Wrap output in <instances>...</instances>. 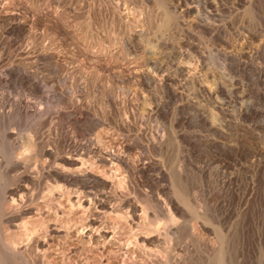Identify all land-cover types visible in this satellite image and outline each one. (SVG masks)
I'll return each mask as SVG.
<instances>
[{
  "label": "rangeland",
  "instance_id": "rangeland-1",
  "mask_svg": "<svg viewBox=\"0 0 264 264\" xmlns=\"http://www.w3.org/2000/svg\"><path fill=\"white\" fill-rule=\"evenodd\" d=\"M252 3L254 6L243 4L240 0H0V63L3 64L0 68L8 65L7 61L10 64L15 61L13 64L19 65L18 67L22 65L21 69L27 68L29 73L33 70L31 74L39 76L43 85L46 83L45 89H42L44 92H37L19 82L0 83L1 95L28 98L36 106L40 102L37 107L42 108L40 117L31 120L19 116L7 126H14L15 130L18 127L17 132L20 133L21 141H26H23L25 144L31 143L28 137L31 134H28L32 133V125L34 130H38H32L33 132L38 133L42 128L40 132L43 130L44 135L40 132L38 135H42V140L45 137V144H50V147L54 145V150L59 148L57 152L62 150L64 140H67L64 134L67 132L68 137L71 135L70 141L75 142L76 147L84 153L86 151L88 158L91 155L90 149L106 148L126 156L130 166L140 161L139 153L136 148L125 151L124 145L136 140L146 144L157 131H165L166 136L171 138L172 132L169 130L173 131L176 127L177 133L195 135L196 139L212 138L213 135L207 132L205 124L194 120L197 110L185 105L192 96L195 84L188 81V76H196L198 80L201 78L207 85L224 80L226 84L235 86L234 91L238 90L242 73L234 65L235 59L224 58L223 38L232 43L230 49H236L239 32L255 29L264 35V0H252ZM188 6L192 8L187 10ZM163 9L169 14V21L168 26L160 31L157 25L161 18L163 20ZM7 22L23 26L21 32L17 36L4 33L5 26L9 25ZM225 22L229 24L227 29L224 28ZM203 24L209 27L206 29ZM262 53L264 56V48ZM257 62L260 63L259 60ZM145 74L149 76L145 77ZM164 75L172 78L169 88L175 89V97H169L170 92L164 86ZM61 80L66 82L63 84ZM250 83V87H258L253 82ZM47 92L49 93L46 94ZM43 93L49 96V101L40 97L39 94L43 96ZM235 93L227 97L221 106L228 108L231 116L237 120L236 127L241 131L237 143L240 149L252 150V166L249 165V155L245 156L239 149L222 152L219 145H208L206 142L196 144L195 151L187 152L182 146L184 142L179 146L182 148H179L172 139L171 142L169 139L171 145H168V150L166 148L160 152L162 155L150 147V151L145 149L142 157L151 167L163 164L174 175L176 173L175 176L180 173L179 178H176L184 185L185 190L189 189V196L191 193L192 198H197L195 201L190 197L194 204L198 202L196 205L202 206L201 209L206 210L212 219L224 221L226 231L229 228L226 232L227 264H264V98H250L248 102L258 109V113L243 117L239 114L241 106ZM61 94H65L63 96L68 99L63 101L57 98ZM203 97V93L196 95L201 104L218 115L219 107ZM183 104L185 107L180 108ZM150 107L156 108L158 112L155 113V109L153 111ZM74 109L84 110L81 118L79 117L82 125L71 120L70 124L67 118L63 119L65 117L62 112ZM145 109H148V113ZM221 119V123L226 125L224 118L223 121ZM38 124L41 126L39 129ZM219 157L230 164L225 168L226 171L222 172L214 165V159ZM180 162L178 166L177 163ZM171 166H176L183 172H179L176 167L172 169ZM62 169L67 171L65 167ZM88 170L110 183L111 191L118 190V180L124 174L121 169L115 170L112 163L101 167L94 163L89 165ZM129 173L132 178L128 175V185L120 192L130 197H141L142 193L135 187L133 176ZM151 173L153 174L152 170L148 171V176L143 175L141 180L150 184ZM47 199L52 205L57 203L50 193L44 198ZM59 202L60 213H49L43 220L60 226V233L44 239L45 246L42 254L40 253V260L44 254L42 260L47 264H80L86 258L91 264H143L140 258L144 256L146 264H153V252L146 250L148 255L152 252L151 260L140 249L144 247L135 237L137 230L131 229L129 223L112 211L94 212L92 209L95 215L103 216V225L107 231H112L113 228L115 230L102 242L93 237L99 234L100 227L97 226L102 224L97 223L92 228L85 227L83 231L91 232L92 235L89 243L85 234H81L84 212L79 208H71L63 197ZM29 220L30 223L41 222L36 214ZM197 230L202 234L198 232L199 235L206 237L201 229ZM210 236L212 235L206 240L203 238L205 243L190 249L185 264L208 262L210 253L218 244ZM39 238L43 240L42 237Z\"/></svg>",
  "mask_w": 264,
  "mask_h": 264
},
{
  "label": "bare ground",
  "instance_id": "bare-ground-1",
  "mask_svg": "<svg viewBox=\"0 0 264 264\" xmlns=\"http://www.w3.org/2000/svg\"><path fill=\"white\" fill-rule=\"evenodd\" d=\"M240 1L243 2V4L245 3L249 6L251 4L253 5L252 0H240ZM186 8L187 10H190L192 7L188 6ZM164 10L165 9H163V11ZM162 13H164V15ZM162 13L161 14L163 15V20L161 18L160 19L161 22L157 25V28H159V30L160 29L163 30L165 27H167L169 21L168 12L164 11ZM8 24H9L8 26L2 24L5 26V28L3 27L4 28L3 31L4 33L6 32L11 35L18 34L19 32H21L23 27V26L21 27L20 24L15 22ZM228 25L229 24L226 23L224 25V28L227 29ZM203 27L207 29L209 26L203 24ZM258 29L260 30L259 27ZM0 33H2V31H0ZM138 34L136 35L137 38L139 36ZM263 36L264 35L262 33H260L259 31H255V29L250 31L248 30L245 32L241 31L238 33L237 39L239 42L237 41L238 45L236 49H230L232 43H230L227 38H223L224 58L226 60L235 59L234 65L237 67V69L241 71L240 73H242L241 79L240 77H239L240 80L238 79L239 88L237 91H234L235 86L226 84L223 79H222L223 81L217 80L216 82H214V85L211 84L207 85L205 84L204 81L200 80L201 78L198 80L196 76L195 77H193V75L188 76V81L190 82L192 81V83L194 82L195 84L193 83L194 88L192 91V96L188 101H186L185 105L187 104V106H189L190 108H194L195 110H197V114L194 113L195 114V116L193 117L194 120L205 124L207 132L212 134L213 137L206 140L203 138L196 139L197 137H194L195 135L194 136L185 135L182 134V132L177 133L175 127L174 128L175 131L169 130L170 132H172V135L170 136L171 138H168L169 136L168 135H167L168 137L166 136L167 132L165 133V131L163 132L160 131L161 133H159V131L156 130L157 133L155 132L154 134L155 136L154 137L152 136L153 137V138L151 137L152 140L150 142H147L146 144H143V142L141 143L136 140L133 142L126 143L124 145L125 151H129L130 149L132 150V148H136L138 150L139 153L138 156L140 157V159L138 160L140 161L134 164V166H130L126 156L120 153L119 154H117L116 152L114 153V151L112 152L111 150L108 151L106 148H104V150L101 149L98 150L95 148L96 150L93 151H91L90 149L89 154L91 155L90 158H88L86 156L88 155L86 151H85L86 153L85 155L83 151H81L78 147H76V145L74 144L75 142L70 141L71 135L70 137H68L69 133L67 134L66 131L65 132L68 136L64 134L65 132L62 133V135L64 134V138L67 140H64L65 144H63L62 146L60 145L62 147L61 148L62 150L60 152H57L59 148H57L58 150L53 149L54 145L53 146L51 145L53 147L52 148L50 147V144L48 145L44 143L45 137L42 140V138L40 137L42 135H38L42 128H40L38 133L32 131L34 130L33 129L34 125H32L33 128H30L31 129L30 132L32 133L28 134V135L31 134L30 136H28L30 137L31 143L25 144L23 142L25 140L21 141L20 133L17 132L18 127L16 126L17 130H15L13 128L14 127L13 125H12L13 127H11L13 129L9 128V126L7 125L14 123L15 119L18 118L19 116H24L31 120L40 117L42 108L37 107L39 106L38 104L40 102L36 106L35 103L33 104L30 103L28 98H20L17 96L5 97L0 94V125H3V128L2 127L0 128V130H2V133L0 134V264H47L48 263L45 260H42L43 259L42 256H44V254L41 256V260H40V253L43 251L45 246L44 239H48V237H50L51 235L60 233L59 230L60 226L58 227L57 225L49 224L48 220H43V219L44 216L49 215V213L50 214L60 213L59 208H61L60 207L61 202H59V199L62 197L69 204L71 208H79L84 212L85 216L82 220L83 228L81 229V234L82 235L85 234V236L88 239L87 241H89V243H91L90 241L92 235L91 232L83 231L85 227L89 226L92 228L97 223H100V225L102 224L101 226H97L100 227L99 234L93 236L94 238H96L97 240H101L102 242H105L108 239V235L114 233L115 230L113 228L112 231H107L105 226L103 225V216L98 214L95 215V213H92V209L94 212L112 211L113 213L116 214L117 217L124 219L127 223H129L131 229L137 230V232H135V237L138 239L140 243H142L143 245L142 247L146 248L145 251L144 248H140V249H143L141 250L143 251L142 253L146 256H149L148 258L152 256L150 254H152L153 252V256H154L153 258L155 259L153 260V264H185L190 249L192 250L194 247L201 244L203 241L206 240V238L209 235H212L217 240L218 244L215 248H213V251L210 253L208 257V262H206V264H227L229 258L227 256L228 249L226 246V238H227L226 232H228L229 228L226 231V224L224 223V221L220 220L219 218H218L219 220L212 219L208 215L206 210L201 209L202 206L199 207L196 205L198 202L197 203L195 202L194 204V201L192 200L194 198L191 197L192 194L190 193L189 196V193L187 191L189 189L185 190L184 185L178 180L180 175L179 172L181 171L178 169V167L174 166L179 170V172L177 171V173H179L178 176H175L177 175L176 173L174 175L173 174L174 172L172 173V171L165 168L163 164H161L160 166L151 167L150 165H148L149 163L144 160L143 158L144 156L142 157V153H144L150 147L151 149L155 150L157 153H160L162 152V150L166 149L168 145H171L170 143L171 139L174 143L178 145V146L176 145L177 147L181 146V144H183L182 142H184L185 146L184 145L182 146L185 147L187 152L195 151L197 147L196 144L200 145L207 142L208 145L209 144L219 145V147L222 149V152H227L229 150L232 151L235 148H236L235 150L239 149L240 153L244 155L246 154L247 156L249 155L248 156L250 157V159L248 160L250 161L249 165L252 166L253 156H254L252 150L240 149L237 143V139L239 138V136H241L240 129L236 127L237 120L234 119L235 118L234 116H231V113H229V111L227 110L228 108L226 109L225 107H222L221 104L227 97H229L234 92H236L235 98L237 99V101L240 103L241 106L239 114L243 117L257 115L258 109L256 110L255 109L256 107L254 108L253 105H251V103L248 102V100L252 97L256 99L264 98V56L262 53L264 48ZM43 54L45 55L46 53ZM36 56L38 57L37 54ZM36 56L34 57L36 58ZM257 60H259L260 63L257 62ZM9 62L7 61L8 65H5L2 68H0V83L19 82L37 92H44L42 89L44 88V85L46 83L44 82L45 84L43 85L42 80L38 79L39 76L36 77L37 75L35 76L34 74H31L33 70L29 73V71H27L28 69L26 68L27 66L25 67L26 69H23L24 67H22L21 69L22 65L18 67L19 65L17 66V64H13L15 61H13V63L11 64ZM228 65L230 66L231 63L229 62ZM147 74H145V77L149 76ZM163 80H164V86L170 92L169 97H175L176 96L175 89L169 88V84L172 81V78H170L167 75H164ZM65 82L66 81H64V83ZM250 82H253L258 87L256 88L250 87L251 85ZM61 83H63L62 80ZM46 91L49 90L46 89ZM48 93L49 92H47L46 94ZM198 93H203L207 101L209 100L210 102H213L214 105L219 107L218 115H216L217 113L215 114L212 110L208 109L203 104H201V102H199L200 99L199 100L196 99V95ZM41 94L39 95L40 97H43V99L49 98L48 95H45L43 93L44 95L41 96ZM63 95L65 94H61L57 98L63 101L68 99L66 98V96L64 97ZM40 99L43 100L42 98ZM44 103L47 102L44 101ZM155 106L157 107L158 105ZM182 106H184V104L181 105L180 108H182ZM151 109H153V111L155 109V113L158 112L156 108H151ZM147 110L145 112H147ZM66 111L64 113L63 112L61 113L63 117H65L63 119L67 118L66 120H69L68 122H70L71 120L77 125L83 124L82 121H80L81 118L80 115H82V112L84 110L81 111L80 109H74L71 112L69 111L66 112ZM177 112L179 111L177 110ZM155 113L154 115H156ZM149 114H151V112ZM174 114H176V112ZM86 116H88V114ZM91 116H93V114ZM221 118L222 119L224 118V120L226 121V125H224L223 122L221 123L220 121ZM36 120H34V122ZM86 120L88 121V119ZM83 121L85 120L83 119ZM30 122L32 123V121ZM93 122L94 121H92V124ZM96 125H97L96 127H98V124ZM171 125L172 124L170 123V127ZM39 127L41 126H39L38 124V129ZM34 131H38V130H34ZM42 131L40 133H42ZM27 133H28V129H27ZM93 138L94 137H92V139ZM261 139H263V137ZM26 140H28V138ZM47 140L48 139H46V141ZM192 140L193 142L196 143L193 144ZM95 143L98 144V142ZM57 146L59 147V145ZM17 150H19V152ZM157 157L159 156L157 155ZM214 160H215L214 162H216V164L214 165H216L218 170L221 169L222 172L226 171L227 169L225 168H228L230 165V164L228 165V162L220 157ZM94 163L96 164L97 167H101L102 165H106L107 163H112L115 165V170L121 169L122 173L124 174L123 177L118 180V190L116 189V191L115 190L111 191L112 189L110 190L111 188L110 183H108L103 178H100L97 175L89 172L88 170L89 165H92ZM177 164L178 166H180L181 162ZM64 167L67 168V171L65 169H64L65 171L62 169ZM174 167H172V169ZM151 170L153 172V174L151 173L152 174L151 183L146 184L141 180L142 179L141 177L143 175L148 176V171ZM129 172H131V175L133 176L134 182L136 184L135 187L137 186L139 191L142 193L141 197L139 196L130 197L128 195H122V193L120 192L121 189H125L126 186L128 185L129 182L128 175L130 174ZM182 172L183 171H181V173ZM218 172L219 171H217V173ZM129 177L132 178L130 175ZM162 180L164 181L168 180V181L163 182ZM47 193H50L52 198L55 199V201L57 202L55 205H52V202L50 203L48 199L44 200ZM196 199L194 200L196 201ZM206 208L208 209V207ZM33 214L39 216L41 222L37 224L34 222L30 223L31 220H29V218ZM231 223L232 222H230V224ZM230 224H228V226ZM229 227H231V225ZM197 228L201 229L203 233L206 234V237H203L204 235L201 236L202 234L201 232H199V230H197ZM198 232L201 235H199ZM39 236L42 237L43 240L40 239ZM203 238H205V240ZM147 249L152 251L149 255L147 254L148 253L146 251ZM186 250L188 251L186 252ZM140 259L143 260L144 263L147 261L145 260L146 257L144 258V256L141 257ZM80 264H91V263L86 258L85 261L80 262Z\"/></svg>",
  "mask_w": 264,
  "mask_h": 264
}]
</instances>
